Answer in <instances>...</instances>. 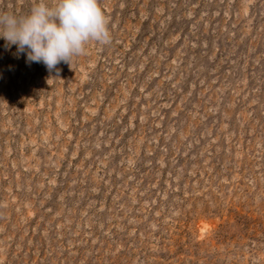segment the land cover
I'll use <instances>...</instances> for the list:
<instances>
[{"label": "rangeland", "instance_id": "374dc122", "mask_svg": "<svg viewBox=\"0 0 264 264\" xmlns=\"http://www.w3.org/2000/svg\"><path fill=\"white\" fill-rule=\"evenodd\" d=\"M99 5L51 72L0 38V264H264V0Z\"/></svg>", "mask_w": 264, "mask_h": 264}, {"label": "clouds", "instance_id": "9594fccd", "mask_svg": "<svg viewBox=\"0 0 264 264\" xmlns=\"http://www.w3.org/2000/svg\"><path fill=\"white\" fill-rule=\"evenodd\" d=\"M109 25L99 0H40L24 16L0 12L6 48L15 45L17 52H26L28 62L42 63L49 72L86 54L90 42L110 44Z\"/></svg>", "mask_w": 264, "mask_h": 264}]
</instances>
